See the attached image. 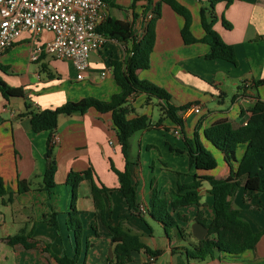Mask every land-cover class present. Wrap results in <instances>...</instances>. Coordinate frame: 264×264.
Returning a JSON list of instances; mask_svg holds the SVG:
<instances>
[{
	"label": "crops",
	"instance_id": "1",
	"mask_svg": "<svg viewBox=\"0 0 264 264\" xmlns=\"http://www.w3.org/2000/svg\"><path fill=\"white\" fill-rule=\"evenodd\" d=\"M178 1L192 12L193 34L198 38L203 37L205 30L202 25V7L208 6L210 0ZM106 3V19L112 17L131 23L135 39L144 35L151 19L150 13L146 12L148 0H138L134 7L133 0H107ZM161 11L155 27L156 40L151 53V65L147 69L138 70V76L164 87L172 95L175 105L191 103L202 106L198 113L180 111L184 120L181 138L192 140L198 134L199 141L213 152L218 161L217 167L212 170L198 171L194 168L191 173L182 174V182H190L195 172L233 180V170L238 163H233V169L224 153L206 138L205 129L224 121H231L235 127L244 125L251 116L250 108L256 101L255 96L264 100V85L258 89L250 88L255 80L264 78V0H233L229 6L225 1H220L213 7L216 16L213 27L225 42L234 45L236 62L208 58L211 48L206 43L185 44L181 35L184 18L167 3L162 4ZM224 19L232 24L231 28L225 26ZM52 37L50 32L36 37L24 33L22 39L5 52L0 62V78L13 87L24 88L23 97L5 98L0 90V176L10 190H18L19 179H32L36 184L42 181L47 169L48 140L50 137H57L56 143L52 144V158H49L54 159L57 164L55 186L50 190L16 193L14 201L10 203L5 202L7 196H0V232H3L0 233V255L7 245L2 238L13 236L25 227L27 230H34L33 238L39 242L38 247L33 250H37L40 256H37L33 264H59L56 259L47 257L43 252L47 244H50L54 254L66 253L73 257L71 251L66 249L62 237L53 232V224L47 217L53 212L60 216L71 206L72 191L67 183L69 173L92 168L99 183L109 188L103 195L107 209L106 220L114 225L121 223L125 229L139 234L152 249L160 250V254L156 256L144 250L135 251L132 253L131 264H264V235L254 249H247L240 254L217 252L213 258L204 261L194 258L188 261L187 252L194 249L198 239L194 235L181 239L175 232L171 236L166 232L163 223L150 216L153 190L170 199L171 190L177 182V176L171 179V169H168L167 178L156 177L152 171H147L150 163L157 160L153 151L158 148V137H161V146L167 155L164 158L166 167L171 168V130L174 131L177 127L171 119L166 118L158 128L138 131L130 139L133 161L131 169L137 184L138 200L147 209L143 212V217L132 213L118 190L119 179L112 170V164L123 170L126 161L117 139L111 112L102 113L91 107L85 113H62L53 132H35L32 129L31 119L25 115L29 106L35 110L56 108L68 101H78L89 96L109 100L113 94L119 92L112 61L125 60L134 42L132 39L119 41L109 38L103 49L91 56L85 78L79 80L70 60H56L43 53L39 59L31 61V52ZM43 71L47 78L42 74ZM105 71L107 75L103 76ZM245 82L248 83L247 86ZM229 87L232 97L228 102ZM158 101L154 98L147 101L145 93L135 94L131 98L136 112L145 114ZM144 109L147 111H143ZM148 115L152 119V113ZM151 131H157L160 136L150 133ZM245 149L244 144L238 146L239 159ZM178 150H183L181 152L185 155L188 153L185 143ZM186 168V164L177 166L178 170L184 172ZM165 171L163 168L161 174L165 175ZM85 181L89 183L88 180ZM210 188L209 182L204 181L200 188V207L191 205L179 209L188 216L186 221L179 220L187 232L197 222L195 217L199 211H202L208 222L214 218V197ZM118 193L124 199L121 200L124 213L122 218L116 219L112 199L118 197ZM91 198L92 202L88 203ZM231 199L233 206L239 209L240 215L250 223L255 232L264 229V194L252 197L242 184ZM77 206L83 215H89L90 224L96 223L98 227V240L92 247L98 244L95 251L99 255L87 260L85 264H107L109 253L106 249L112 245L111 237L93 200L91 187L82 197L78 195ZM58 215L57 221L60 218ZM149 216L151 221L163 229L164 234L154 232L152 224L145 220ZM41 230L48 234L39 233ZM43 239L46 241H42ZM18 248L13 249L15 251ZM7 257L4 254V258ZM78 264H81L80 260Z\"/></svg>",
	"mask_w": 264,
	"mask_h": 264
},
{
	"label": "trees",
	"instance_id": "2",
	"mask_svg": "<svg viewBox=\"0 0 264 264\" xmlns=\"http://www.w3.org/2000/svg\"><path fill=\"white\" fill-rule=\"evenodd\" d=\"M107 1V0H105ZM138 0H133V7ZM225 1L229 6L233 0H210L209 5L202 7V25L205 30L203 37L198 38L192 32L193 15L191 10L178 0H148L146 7L147 13H153L144 35L134 38L132 25L119 19L108 17L99 27L110 38L119 41L134 40L128 57L125 60H113L112 69L116 83L120 91L113 94L109 100H101L92 96L82 98L78 101H68L56 108H46L42 110L31 109L29 106L25 112L26 116L31 119L32 129L35 132L51 131L53 132L59 122V115L85 113L89 108L94 107L98 111L112 113V120L116 130L117 139L121 152L125 158L126 166L119 170L112 164V170L117 174L119 179L118 190L126 200L128 208L132 213L143 217V212L139 211L140 203L137 194V184L134 182L131 165V137L138 131L158 128L166 118L180 125L183 129L184 120L180 111H184L192 104L188 103L183 106L175 105L172 102V95L162 86H159L150 79L140 78L137 71L147 69L151 63V53L154 49L156 40V22L162 14L161 7L163 3L169 4L172 9L184 18V24L181 29V35L185 44H194L198 42L206 43L210 46L211 51L207 54L208 58H221L230 62H236V52L234 45L223 40L221 35L213 27L215 14L213 7L216 3ZM227 28L232 24L224 19ZM5 70V69H4ZM264 85V78L253 82L251 89H258ZM0 90L5 98L23 97L24 88L13 87L0 78ZM147 94V101L155 97L160 109L158 121L153 122L151 117L145 113H137L136 108L132 105L131 98L135 94ZM255 103L250 108L251 116L247 123L235 127L231 121H224L211 125L205 129L206 138L226 157L227 162L233 167V163H238L233 170L234 179L226 180L213 175L198 174L192 175L190 182L183 183L180 179L176 187L171 190V198L167 199L154 191L151 197L150 216L163 223L165 230L169 233L171 228H177L178 236L186 239L193 236L192 230L187 232L179 220H188L180 208L197 205L201 206L202 195L200 188L204 181L209 182L210 192L214 197V218L208 222L202 211H199L195 220L204 223L209 232L202 240H197L194 249L187 252V260L194 258L204 261L207 258H213L217 252L228 254H240L247 249H254L261 237L264 235V229L255 232L250 223L240 215L239 209L235 208L232 203V197L237 189L243 184L245 191L250 196L264 194V100L255 96ZM135 113L134 115H132ZM189 154L190 167L198 171H209L217 167L218 161L212 151L206 148L198 139L184 138ZM54 137L48 140L46 151L47 169L42 176L40 183H35L32 179H19L18 190H10L4 179L0 176V196L6 197L5 202L14 201L16 193H23L30 190H50L55 186V173L57 170L56 161L49 160L52 158V144ZM240 144L246 146L245 152L239 159L237 157V148ZM183 152V150H178ZM180 175V173L178 172ZM244 179V182L242 181ZM88 180L91 187V194L96 203L97 209L109 231L111 242L113 243V257H108L107 264H131L132 253L144 250L152 256L160 254V250H154L147 245L137 233L125 229L121 223L111 224L106 220V202L104 194L109 188L99 183L96 179L92 168L83 172L71 171L68 175L67 183L71 187V222L75 221L78 225V231L81 232L83 224L80 218L82 211L77 206L78 189L81 182ZM57 212H53L48 221L57 225ZM46 218V217H45ZM95 226V225H94ZM96 228V227H95ZM34 230L22 228L13 236L2 238V240L13 248L23 247L26 250L36 249L38 241L33 238ZM98 234V233H97ZM79 245L80 234L76 233ZM79 247L77 253L70 257L64 253L61 255L54 254L47 244L43 252L47 257H53L59 264H78Z\"/></svg>",
	"mask_w": 264,
	"mask_h": 264
},
{
	"label": "built area",
	"instance_id": "3",
	"mask_svg": "<svg viewBox=\"0 0 264 264\" xmlns=\"http://www.w3.org/2000/svg\"><path fill=\"white\" fill-rule=\"evenodd\" d=\"M106 6L105 0H0V62L24 33L36 37L50 32L53 37L31 52V61H36L43 53L56 60H70L77 71V79H84L91 56L99 53L110 38L99 30L106 20ZM152 16L154 14L150 13V18ZM102 75L106 76L107 72ZM201 110L202 106L195 104L184 113ZM174 132L181 138L180 125ZM146 210L141 204L139 211Z\"/></svg>",
	"mask_w": 264,
	"mask_h": 264
},
{
	"label": "rangeland",
	"instance_id": "4",
	"mask_svg": "<svg viewBox=\"0 0 264 264\" xmlns=\"http://www.w3.org/2000/svg\"><path fill=\"white\" fill-rule=\"evenodd\" d=\"M35 66H37V64ZM39 67H41V66H39ZM42 74L44 75L45 78L48 77L46 72L43 71ZM227 89L230 91L228 96H227L229 99L228 100V102H229L231 97H232V94H231V88L229 87ZM153 98L155 101H158L157 98H155V97H153ZM226 104H229V103H226ZM143 111H147V109H144ZM151 111H149L147 113L148 114L152 113V121L153 122L158 121V119L160 117L159 116L160 109H159L158 103H157V105H154L151 107ZM150 133L157 134L160 136V134L157 131H151ZM158 139L160 141L158 143V148H155V150L153 151V153L155 155H157V160L154 163H152V162L150 163L149 167L147 168V171H152L153 175L156 177L163 176L162 178H167V177H169V176L166 177L168 169H171V179L173 176H177V181L179 179L182 181V179H181L182 174L191 173V171L194 170V167H190L188 153H187V155H185V154H182V152L178 151V149L181 148L182 144L185 143L184 138H179L178 135L175 134V132L171 130V168L166 167L167 165H166V162H164V158L167 157V155L165 154V152H163V148L161 146V145H163V141H162L161 137H158ZM136 147H137V143L135 140V148ZM135 152H137V151H135ZM148 159H149V157H148ZM184 164H186V166H187L185 172L177 169L178 165L183 166ZM163 168L166 170L164 172L165 175L161 174V171ZM178 172L180 173V175L178 174ZM176 184H177V182H176ZM89 191H90L89 183L87 181L81 182L79 185V189H78L79 196L82 197L83 195H85ZM91 200H92V198L90 199V201H88V203L89 202L91 203L92 202ZM112 200H113L114 205H115V213H114L115 218L116 219L122 218L124 210L122 208L123 205H121V200H124V199L121 197V194L118 193V197H113ZM79 204L80 203H78V205ZM70 209H71V207L69 206L68 210H66L65 213H63L60 216L58 215L60 218L58 219L57 225L52 226L53 232L58 237H62V240L65 241L66 249L71 251V253L73 255H75L77 253V247H79V250H78L79 260L81 261V264H85L87 260L92 259L94 257H98V255H99L95 251V249H98V244H96L95 247H92V245L95 242H97V240H98V238L96 236V234L98 233V229H97L98 227H97L96 223H93L92 225L90 224V222H89L90 217L88 214H85V215L81 214L80 218H81V221L83 224V228H82L81 232L78 231L79 227H78L77 223L75 221L71 222V215L69 214ZM48 218H49V216L47 217V220H48ZM150 218H151L150 216L146 217L145 220H147L150 224H152L154 232L164 234L163 229H161L157 225V223H155L154 221H151ZM173 232H175V234H178L176 229L171 228L169 230V233L171 236L173 235ZM0 233H3V232L1 231ZM15 233H16V230H15ZM39 233H44V235L48 234V232L45 230H41V231H39ZM76 233L80 234L79 245L77 242ZM42 241H46V239H43ZM109 248H110V246H107V249H106L107 253H109ZM18 249L19 250L14 251L13 247L9 246L8 244L5 245V251L0 255V264H33V261H35L37 256H40V254L38 253L37 250H33V249L32 250H26L23 247L18 248ZM4 254L7 255L8 257L4 258Z\"/></svg>",
	"mask_w": 264,
	"mask_h": 264
},
{
	"label": "water",
	"instance_id": "5",
	"mask_svg": "<svg viewBox=\"0 0 264 264\" xmlns=\"http://www.w3.org/2000/svg\"><path fill=\"white\" fill-rule=\"evenodd\" d=\"M192 232H193V235H194L198 240H202V239H204V238L207 236V234H208V232H209V229H208V227H207L204 223H202V222H194V223L192 224ZM112 245H113V243H112ZM112 245H111V247L109 248V256H110V257H113V247H112Z\"/></svg>",
	"mask_w": 264,
	"mask_h": 264
}]
</instances>
